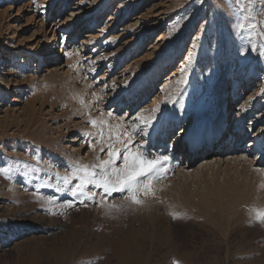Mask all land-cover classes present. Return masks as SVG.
<instances>
[{
  "label": "rangeland",
  "instance_id": "374dc122",
  "mask_svg": "<svg viewBox=\"0 0 264 264\" xmlns=\"http://www.w3.org/2000/svg\"><path fill=\"white\" fill-rule=\"evenodd\" d=\"M63 1L0 0V72H12L8 86H0V168L19 162L10 179L0 175V228L30 227L13 237L0 233V264H264V224L250 223L249 214L264 208V163L253 164L254 153L224 169L200 171L195 158L185 170L178 164L181 150L169 152L196 104L218 117L230 106V143L243 134L245 146L258 138L264 127L260 0L251 36L236 28L246 14L236 0H70L61 15L67 25L56 31L44 23ZM154 3L161 4L156 13ZM74 12L83 21L71 17ZM63 36L76 40L74 58L60 61L65 69L40 73ZM121 94L136 100L125 96L113 112ZM239 106L254 112L245 115L240 132L234 129ZM130 107L131 118L123 119ZM167 121L176 126L168 152L161 153L169 156L167 171L153 181L151 194L139 197L141 205L92 185L85 188L96 193L91 200L73 196L79 181L65 186L57 179L85 157L87 165L108 159L109 144L122 154L117 136L125 129H145L147 136L135 137L145 144ZM195 147L197 154L210 149ZM142 150L152 155L148 146Z\"/></svg>",
  "mask_w": 264,
  "mask_h": 264
},
{
  "label": "bare ground",
  "instance_id": "6f19581e",
  "mask_svg": "<svg viewBox=\"0 0 264 264\" xmlns=\"http://www.w3.org/2000/svg\"><path fill=\"white\" fill-rule=\"evenodd\" d=\"M69 1L70 0H64L62 2V4L59 6V8L57 9V13L54 15V18L51 19L50 23H44V25H46L47 27H52V29L57 28L56 31L63 30L67 24H66V22H62V16L61 15L64 12V10L67 9V7H68L67 5H68ZM160 5L161 4H155L154 5L153 9H155V11H154L155 13L158 11V8L160 7ZM104 13H105L104 10L99 11V16L100 15L104 16ZM44 14H45L44 17L47 19L49 17V7L46 9V12ZM71 17L76 19L78 22L83 21V19L85 18L79 12L78 13L74 12V14H71ZM117 17H119V15L115 14V19ZM97 20H95V21L97 22ZM106 33H107V31H106ZM67 39H68V37L63 36V42L61 44V47L59 45H56V48L50 52V54H49L50 60H49V62H47L49 66L44 67L40 71V73H45V74L49 75V74H52L53 72H55L56 70H62V69H65L67 67V65H59L60 61L64 57H66L67 60H71L74 58L75 48L71 44L75 43V41H76L75 39L72 40V37L69 38V39H71L70 41ZM163 39H164V37H161V39L159 40L160 42H158L156 44V46H155L156 49H158L159 43H161V41H163ZM153 47L154 46H152L151 48L154 49V51H155V47L154 48ZM154 51H152L150 54H147L146 58L150 59V57L154 56V53H153ZM68 53H72V55L69 56ZM227 54H228V52H227ZM58 56H60L61 58H59ZM3 58H5V57H3ZM13 65H14V63H13ZM167 66L169 68L170 63H168ZM167 66L164 68L163 72L167 71V69H166ZM39 67H40V64L38 63L37 67H36L37 72L39 71ZM8 75H12V72H6L5 69H4V72H2V73L0 72V86H3L5 88H6V86H8V78H7ZM14 76L15 75H13V77ZM168 77H169V75L167 76V78ZM171 78H172V76L169 77V79H171ZM166 81H168V79ZM236 87L237 86H235V89H236ZM256 92H258V90ZM125 96H126V100H127V98H129V99L133 98L132 94H130V95H124V94L122 95L121 94L120 96H118L119 97L118 108H115L113 110V112H117L122 107V105H123L122 98H124ZM152 96H155V94L153 93ZM232 99H235V97H232ZM133 100H136V97L133 98ZM199 106H200L199 104H196L194 106L195 108L190 112L191 119H190V121L185 122L184 130L181 131L177 137L175 134L174 137H176V138H172L174 140H173L171 150H169V152L172 153V152L176 151L178 153L181 150L182 154H180V161L178 162V164L181 165L183 167V169L188 170L190 168V166H188V164H189L188 162H189V159L193 158V157H195L196 159L197 158L200 159L199 164H198V169L200 171H211V170L224 169L230 164V162L241 161V160L247 159L248 155H252L254 153L256 154V158L252 160L253 164L256 163L257 165H261V163H264V127L260 130L259 136H257L258 138L252 144H249L248 146L244 145L245 142H247V140L249 139V137H247L244 134L241 135V137H239L238 140H236V144H233L232 142L230 143V140H228V137L230 134H228L227 136L225 135L226 131L228 130L227 124L229 123V119H230V115H229L230 114L229 113L230 106L228 105V107L224 110V113H222L219 117L216 115L217 113H215L213 115L212 110L207 111V112L204 110L205 111L204 112L202 109L201 112H199V110H198ZM248 108H250V107H248ZM245 109L246 108L239 106L238 118L234 124V129H236V131H238V132H240V130L242 128L245 115L249 114L250 117L254 116V112L253 113L251 112L252 108H251V110L248 109L247 111H245ZM131 111H132V107H130V110L125 112V114L123 115L122 118L123 119L131 118V116L133 114ZM131 120H134V119H131ZM186 127L188 128L187 130H186ZM229 127H230V125H229ZM175 130H176V126L172 125V123H170L169 121L165 122V125L163 124L162 128L154 127L153 132L148 137H146L147 138L146 143L145 144L142 143L143 147L148 146V149H150L152 155L161 156L162 151L165 150L166 152H168L167 141L171 136L174 135ZM158 134L161 135L160 139H156ZM220 134L223 135L222 136L223 139L222 140L219 139L221 142H219V141L217 142V144L218 143L219 144H218V147L216 148V147H214V142H215L214 139L216 136H218ZM231 134H232V130H231ZM235 137L237 138V133H236ZM71 143H78V139L71 140ZM135 143H137L136 139H135L134 144ZM201 143H205V145L210 149L205 153H198L197 154L198 150H196L195 146L199 145ZM79 146L81 147L83 145L81 144ZM71 148H73V147H71ZM244 148H247V151L245 154L243 153ZM255 150H257L259 152H255ZM195 158H193V161ZM89 160H91L90 157H85L84 162L83 161L82 162L84 164H86V163H89ZM259 172L264 175V170L259 171ZM3 184L4 183L0 184V191H1V188H3ZM16 210L19 211L18 208ZM13 212H15V211H13ZM19 212H20L19 214H22V216L25 215V213H26L25 210H21ZM3 216L5 217L6 214ZM26 229H30V227L27 226L26 224L20 223V224H14V225L8 226V227L3 226L2 228H0V233L6 231L9 233V235H11L13 237V236H15L16 233L25 232Z\"/></svg>",
  "mask_w": 264,
  "mask_h": 264
},
{
  "label": "snow or ice",
  "instance_id": "6c2138e0",
  "mask_svg": "<svg viewBox=\"0 0 264 264\" xmlns=\"http://www.w3.org/2000/svg\"><path fill=\"white\" fill-rule=\"evenodd\" d=\"M256 2L257 0H236V3L241 5L240 11L246 13L242 16L241 22L236 25V28L246 31L249 36L255 33L257 29L253 15ZM245 4L247 5L246 8L244 7ZM260 4V11L264 13V0H260ZM245 21H247V24L244 23ZM260 34L261 38L264 39V29L260 30ZM252 50L255 51L256 49L253 48ZM68 55L71 56L72 53H68ZM260 56L264 57V49L261 50ZM139 119L142 123L148 124V121L144 120L142 116ZM89 122L93 127L97 126L96 120H90ZM86 135L88 134L86 133ZM136 135L146 136L148 133L145 129H140L137 132L135 125L132 126V131L125 129L117 136V142L124 145L122 154L120 149H114L113 145L109 144L106 153L108 159L104 160L97 157V163L78 165L63 177H60L57 173V179H62L65 186L70 184L73 179L79 181L72 189L73 196L79 193L91 200L96 193L85 192V188L92 185L95 188H102L108 196L113 193H126L125 200L141 205L143 201L139 197L141 195L147 196L153 192V181L160 179L163 172L167 171L164 165L168 162L169 157L146 153L142 150V143L134 144ZM101 139H103L102 136ZM100 151H104L103 147ZM13 165H16V167H13ZM18 165L19 162H9L8 167L0 168V175L10 179V173L18 170ZM81 203H83V200H81ZM101 205H104L103 200ZM67 207H73V205L68 204ZM249 214L251 217L250 223L264 224V208H252L249 210ZM172 215L173 219L178 218L177 214L172 213Z\"/></svg>",
  "mask_w": 264,
  "mask_h": 264
}]
</instances>
